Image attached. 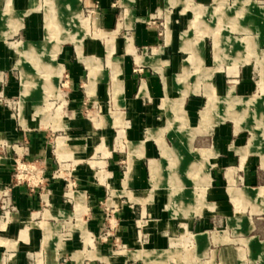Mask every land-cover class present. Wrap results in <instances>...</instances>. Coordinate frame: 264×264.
Wrapping results in <instances>:
<instances>
[{"label":"crops","instance_id":"crops-1","mask_svg":"<svg viewBox=\"0 0 264 264\" xmlns=\"http://www.w3.org/2000/svg\"><path fill=\"white\" fill-rule=\"evenodd\" d=\"M37 1L0 0V70L6 68V56L10 46L7 42L11 41L9 39L19 38L14 40V42H18L14 43L15 48L18 50L21 47L30 50L29 53L17 51L18 54L31 56L35 55L33 53L34 51H37L36 55L44 51L45 46H40L39 44H42L46 38L44 39L43 36L38 39L41 18L38 14V7L36 6ZM84 1L85 4L90 2V0ZM93 1L96 5L90 4L89 11L95 15V20L98 25L97 30L101 31L104 35L98 38L102 43L101 51L98 50V41L96 38L86 39V55L93 57L95 61H99L100 65L103 60L106 68L99 67L98 75L100 80L97 83L101 81H107L108 83L105 93L107 95L109 94L113 109L115 110L113 113V124L115 114L120 115L125 123L126 143L129 140L133 146L136 144L134 147L139 149L131 153L128 147L129 159L126 162V169L124 171L120 170L121 166L119 161H117L118 154L105 151L101 162L106 171H108V174L112 177L110 183L113 189L109 191L108 194L110 197L105 198L104 202H107L109 199L110 202L115 203V206L109 204L108 207L111 219H113L114 225H116L115 235L117 239L125 243V248H130L132 245H137L136 243L140 238L143 242V247L138 250H125L122 256L117 258L108 256L107 246L101 243L95 244L91 237V244H84V241L72 240L62 242L60 247L53 246L46 250L45 248L47 246L44 247L42 249L45 254L44 264H129L128 262L130 260L138 261L137 263L139 264V260L145 261V259L141 257L132 258L129 255L130 251L150 252V255L156 252L168 254L170 251L164 248L169 247L170 241L173 239L169 235H175L178 232H183V230L190 231L192 226L198 229L206 226L209 215L206 213L207 207H204L200 214L171 217L167 205L165 208L163 205H160L161 198L153 190L157 186L151 185V180L149 179L150 164L153 163L152 169H155L154 165H156L159 167L160 172H162L160 164L152 158L155 149L168 162L167 164H170L169 161L171 158H179L178 160H180L183 156L185 157L192 140L197 137L202 138L203 141L200 144L202 147L194 150H206L209 152L207 168L209 182L205 186L204 195H208L209 199L214 200V202L207 203L204 201L210 205L212 203L218 205L220 209L226 210L233 218L240 220L241 232L248 235L246 238L238 239L246 241L242 243L243 247L232 245L223 246L219 249L220 264H242V250L246 252L250 260H255L254 257H256L259 261H262L261 264H264V160H261L260 153L254 150L255 146L252 148H250L251 146H247L250 137L246 138V141H243V134L240 128L235 125V121L233 122L231 120L227 121L231 122L233 126L220 121L217 124L207 127L205 132L202 130L198 131L199 129L197 128L185 129L184 131L178 129L173 133V147L167 146L162 137V134L166 133L168 131L167 129H169L167 125L172 124L173 120L172 118H167L169 117L168 113H165L161 101H165L167 97L174 99L172 98L173 93L178 92V87L175 85V77L183 73L184 60L189 56L187 54L186 57L182 58L180 54V50L183 51L181 49V42H187V40L181 41V34L186 32V30H181L176 39V34L172 28L174 24L169 23L168 14H166L165 29L159 27L160 21L157 20V14L162 3L157 0ZM173 1L175 4L171 5H177L179 0ZM200 1L197 7L199 8L198 10L205 8L206 11L203 16L209 11L211 13L215 5L210 6L202 3L207 0ZM254 1L255 8L252 9L246 5L242 7V10L249 18L258 15V7L264 6V0ZM49 2L47 4L52 6L54 1L50 0ZM257 3H260V5ZM62 6H65V3L62 2ZM231 6L232 2L227 8ZM61 7L59 9L61 11L65 9L73 10L72 7L64 9ZM183 8V6L179 8V11ZM48 9L46 8V10ZM225 12V18H227L229 16L227 15L228 9ZM203 16L200 17L202 18ZM51 17H53L54 23L58 15L57 17L51 15ZM210 17H212L211 14ZM8 20L15 22V30L18 28L12 36L5 39V35L14 25L12 22H8ZM42 25L45 30L44 16ZM262 26H264V21L260 27ZM198 27L201 28V31L207 29L209 32L216 29H210L211 27L206 25V23H202V21ZM55 35L56 37L54 40L52 39L51 43L54 44L53 47L56 53H59L64 60L65 69H67L66 75L68 82L65 80V84H68L70 89L69 96L71 97V104L73 102L76 104L80 103V100H83L84 97L95 96L97 94V83L96 86L94 85L93 94L90 95V91H88L86 86L89 70L86 63L80 60L76 47L74 46L76 59H70V50L66 46H61L59 51V46L55 45V43L57 44L59 41L64 40V37H59L58 32L56 34L54 32ZM112 36V59L115 61L113 64L115 65L113 74H117L120 78V82L117 85L119 97L116 101L112 96V70L107 64L106 48V41ZM195 38L196 36L189 39V41H194ZM227 38L229 40L230 37L227 36ZM43 39L44 41L40 42ZM67 40L72 43L76 42L74 36L69 37ZM175 41L176 43L179 41V45L176 44L175 46L173 44L172 47V42L175 43ZM212 41L213 38L211 36ZM204 56V47L202 46V60H204ZM75 60L82 62L86 69L85 82L83 83L84 90L81 93L75 88L80 77V68L74 66ZM17 61H19V58L13 63V67L15 68ZM58 63L62 66V63ZM16 69L18 70V68ZM108 76L109 80L107 79ZM188 80L184 85L190 88L193 83H189ZM211 84L214 86L216 94L222 97L228 94V90L232 86L230 85L227 91H225L223 81L217 79V76L213 78ZM240 88L243 89L242 87ZM252 96L254 95L245 98ZM198 105L199 101L192 96H188L185 99L183 108L186 116L182 120L185 124L189 121L192 122ZM203 105L199 108L198 115ZM32 113L34 115V108ZM162 115L166 117L164 120L165 126L158 129L155 127L159 126L157 125V117H162ZM23 119L27 129L29 125H27L25 117ZM63 120L66 121V124L62 128L66 129L65 132L67 134L64 132L63 135L57 136V140L54 141L56 143L58 141L61 142L63 147L62 152L65 151L68 157L67 160L74 163V186L71 188H75V190H71V192L82 194L80 195L81 198L85 199L86 213L82 216L87 217V229L85 228V231L88 232L89 236H93L96 234L95 229H98V226L94 222L102 218L99 204L105 194L103 184L94 181L88 163V159L94 153L93 149H91L94 139L90 136L85 137L74 134L78 132V129H89V126L76 117L75 114L66 116ZM199 121L200 116L197 123ZM100 122L105 126L107 123L106 118L102 117ZM188 126L193 127V125ZM142 127L145 128L147 135H145L144 139L137 140L139 137L141 138V134L138 131ZM196 133H200L201 135H196ZM149 135L150 138H148ZM2 138H5L7 142L16 140L23 141V147H16V149L24 154L25 159H38L39 162L44 164L46 176H49L50 171L60 164V160L56 158L50 149L48 143L50 141L52 142V139L47 134L33 132V130L28 132L23 130L17 131L10 115L0 110V139ZM14 149L12 148L13 152L16 151ZM163 151L165 154H163ZM144 160L147 163L145 167L146 171L140 165V162ZM178 160L171 162V165L175 166L174 168L179 164ZM191 163L193 162L191 161L186 165L189 166ZM167 166L166 170H169L170 166ZM200 166L204 167L205 165L200 164ZM11 167L12 161L8 156L6 160L3 159L0 161V190L1 193L10 195L14 210H16L10 213V218L2 230L1 238L3 242L5 244L13 243V245L9 249L4 244L1 246L0 256H5V258L3 260L0 259V262L3 264H28L27 256L30 252H35L42 248L43 231L40 234L38 230V227L40 228L39 223L46 221L51 224L48 220L52 219L54 213L58 215L63 211L67 214V211L71 210L70 214L77 215V211L74 209L75 201L71 198L65 199L67 193L63 192L65 186L64 179L56 178L54 180H48L49 182L44 186L45 189L43 187L39 189L29 188L25 185H15L12 184ZM128 167L130 170L126 175ZM190 169L188 168L187 170ZM146 174H148V177ZM158 184L159 182H157ZM140 188L142 189L140 190ZM149 194H151L150 200L145 201ZM135 195L141 199V202H136L131 199L133 197L136 199ZM227 201L231 203V208L228 206ZM233 201H235L236 206L239 208L238 210L233 208ZM70 205L72 209H70ZM44 212H48L50 216L43 218L41 213ZM34 213H38V215L33 216ZM22 229L26 231V240L18 238V234ZM252 238H257V243L250 245L247 242ZM56 249L60 251L55 253ZM64 253L68 254V256L61 259L60 256ZM89 253L91 257L86 256ZM153 261L157 264H163L159 261Z\"/></svg>","mask_w":264,"mask_h":264},{"label":"rangeland","instance_id":"rangeland-1","mask_svg":"<svg viewBox=\"0 0 264 264\" xmlns=\"http://www.w3.org/2000/svg\"><path fill=\"white\" fill-rule=\"evenodd\" d=\"M49 1L38 0L36 5L41 18L38 39L43 36L44 39L46 38L45 41L44 39L40 41H44L42 44H39L40 46H45L44 51H41L38 55H36L37 51H32L35 55L31 56L27 54L21 55L17 53L14 45V43H18L14 42V40L19 38L15 37L9 39L11 40L10 42H7L10 46L6 56V68L0 70V110L10 115L17 131L23 130L28 132L33 130V132L47 134L52 139V142L48 143L50 149L56 158L60 160V164L50 171L49 176H46L44 164L39 162L38 159H25L24 154L16 149V147H23V141L7 142L5 138L0 139V161L6 160L7 156L11 159L12 167L10 174L12 184L26 186L25 178L29 174H32L39 181L38 186L34 188L41 189L46 186L49 182L48 180L62 178L65 184L63 192L67 193L65 199L71 198L75 201L74 209L77 211V215L70 214L71 210L67 211V214L61 211L58 215L54 213L52 219L48 220L51 224L46 221L39 223L40 228L38 227V230L40 234L43 231L42 248L35 252H30L27 256L28 264H44L45 254L42 249L46 246L45 250L53 246L60 247L62 242L72 240L84 241V244H91V238L95 244L101 243L107 246L108 256L118 258L122 256L125 250L141 249L143 242L139 238L136 243L137 245L134 244L135 246L132 245L130 248H125V243L117 239L115 235L116 225H114L115 223L111 219L108 207L109 204L115 206V203L110 202L109 199L107 202H104L105 198L110 197L109 191L113 189L110 183L112 177L102 165L101 160L105 151L116 153L118 154L117 161H119L121 166L120 170L124 171L126 169V162L129 159L128 147L131 153L139 149L134 147L136 144L133 146L129 140L126 143L125 123L120 115L115 114L114 124L116 126L113 124V113L115 110L113 109L109 94L105 93L108 83L107 81L97 83L100 80L98 75L99 67L106 68L103 60L100 65L99 61H95L93 57L86 55L85 41L87 38H96L98 50H102V43L98 38L104 34L97 30L98 25L95 15L88 11L87 8L89 7H86L87 4H85L84 0H53L55 3L53 2L52 6L47 4L50 3ZM157 1L162 3L157 14V20L160 21L159 27L165 29L166 14H168L169 23L174 24L172 28L176 34V39L181 30H186V32L181 34V41L187 40V42H181V49L184 52L180 50V54L182 58L186 57L187 54L189 55L184 60L183 73L175 77V85L178 87V92L173 93L172 98L174 99L167 97L165 101H161L165 113H168L169 117L167 118H172L173 120L172 124H169L170 126L167 125L169 127L168 131L162 134L165 144L173 147V133L178 129L184 131L185 129L197 128L199 129L198 131L202 130L205 132L207 127L220 121L231 126L232 123L227 121L231 120L235 121V125L240 128L243 134V141H246V138L250 137L247 146H251L250 148L255 146L254 150L258 151L261 155V160H264V26L260 27L264 21V6L258 7V15L249 18L242 10V7L246 5L252 9L255 8L254 0H207L202 3L215 6H213L211 13L209 11L203 16L206 11L205 8L198 10L199 8L197 7L198 3L201 2L200 0H179L180 2L178 1L177 5H171L175 4L173 0H166L168 4L165 0ZM62 2L65 3V6H62L63 9L72 7L73 10H59ZM231 2L232 6L227 8V6L231 5ZM257 4L260 5V3ZM182 6L184 8L179 11V8ZM46 8L49 9L46 10ZM227 9V15L229 16L225 18V10ZM209 13L212 17H210ZM51 15H55L56 17L58 15V17L54 23L48 24ZM43 16L44 25H46L45 30L42 25ZM200 16L203 17L201 18ZM201 21L211 27L210 29H216L211 32L207 29L201 31V28L198 27ZM8 22L15 23L12 20H8ZM15 27L14 24L12 29L5 35V39L16 32L18 27L16 30ZM54 32L55 34L58 32L59 37H64V40L59 41L57 44L55 43V45L59 46V51L61 46H66L70 50V59H76L74 46L76 47L80 60L86 63L89 70L86 86L88 91H90V95L93 94L94 85L96 86L97 83V94L95 96L84 97L83 100H80V103L76 104L73 102L71 104L70 89L68 84H65V80L68 82L67 69H65L64 60L59 53H56L53 47L54 44L51 43L52 39L54 40L56 37V35L54 36ZM210 35L213 38V43L211 42ZM72 36L76 38L75 43L67 40ZM195 36L194 41H189V39ZM227 36L230 37V41L227 40ZM203 39L204 41L202 42ZM178 43L179 41L177 43L176 41L175 43L172 42V47L173 44L175 46L176 44L179 45ZM202 46L204 47V60H202ZM21 48L25 49L24 47ZM106 48L107 64L112 70V80L110 79L113 86L112 96L116 101L119 97L117 85L120 82V78L117 74H113L115 68V65H113L115 61L112 59L113 36L107 39ZM83 55L86 60H84ZM18 58L19 61L16 62V68L20 71V77L19 71L13 67V63ZM58 62L62 63L63 67ZM74 66L80 68V77L75 88L81 93L84 90L83 83L85 82L86 69L83 63L78 60L74 63ZM232 72L233 74H231ZM215 76H217V79L223 81L225 91L232 85L227 95L222 97L216 94L215 88L211 84ZM107 79L109 80V76ZM107 79L105 78V80ZM187 80L189 83H193L190 86L191 89L184 85ZM250 95L254 96L245 98ZM188 96H192L199 101L194 119L192 122H187L188 125H193V127H189L187 123L185 124L182 121L183 117L186 116L183 107L184 101ZM202 104L204 105L198 115V110ZM33 108L34 115L32 113ZM73 114L89 126V129H78V132L74 134L85 137L90 136L94 139L91 146L94 153L88 159V163L94 181L103 184L105 189V194L99 204L102 218L94 222L98 226V229H95L96 234L93 236H89L88 232L85 231L87 217H82L86 213L85 199L81 198L80 195L82 194L71 192L75 188L68 190L69 187L66 186V181L74 182V163L67 160L68 157L65 151L62 152L63 147L61 142L58 141L56 143L54 141L57 140V136L63 135L66 131V129L62 128L66 124V121L63 119ZM199 116L200 121L197 123ZM23 117H25L27 125H29L27 129ZM102 117L106 118L107 123L105 126L100 122ZM157 118V125L159 126L155 127L158 129L164 127L166 117L162 115V117L158 116ZM138 132L141 134V138L139 137L137 140H142L147 135L144 127ZM196 135L201 134L196 133ZM148 138H150V135ZM202 141V138L200 139L199 137L192 140L187 151V157L183 156L180 160H178L179 158H171L170 164H167L168 162L155 149L152 158L160 164L162 172H160L159 167L156 165H154L155 169H152L153 163L150 164L149 179L151 180V185L157 186L153 190L161 198L160 205H163L164 208L167 205L171 217L200 214L203 208L207 207L206 213L209 214L206 221L207 225L199 229L192 226L190 231L183 230V232H178L175 235H169L173 239L170 241V246L164 248L170 251L168 254L156 252L150 255L151 253L148 251V253L130 251L129 255L132 258L141 257L145 259V261L139 260V264H157L153 260L163 264H220L218 251L221 247L232 245L243 247L242 243L246 242L238 240L248 237L247 234L241 232L240 220L233 218L226 210L220 209L216 204H207L214 202V200L209 199L208 195H204L205 186L209 182L207 170L209 152L206 150H194L202 147L200 145ZM12 148H15L16 151L13 152ZM163 154H165L164 151ZM184 159L186 160L183 162ZM175 160L179 162L176 168L171 165V162ZM191 161L193 163L187 166L186 164ZM146 164V160L140 162L145 171ZM200 164H204L205 166L201 167ZM27 165L33 166L30 167L32 171H29V167L21 170L23 167H27ZM167 165L170 166L169 170H166ZM129 167L126 175L129 173ZM188 168L191 169L187 170ZM17 174H22L24 178L19 183L16 182ZM146 175L148 177V174ZM157 182H159L158 185ZM43 191L45 192V190ZM150 196L151 194L146 197L145 201L150 200ZM135 197L136 199H140L136 195ZM131 199L141 202V199L136 200L134 197ZM227 204L230 208L232 207L229 201H227ZM233 208L235 210L239 209L235 201H233ZM70 209H72L71 205ZM14 211L16 210H14L10 195L3 194L0 190V248L3 244L8 249L13 245V243L5 244L1 237L2 230L10 218V213ZM4 214L5 218H3ZM36 215L38 213L33 214V216ZM41 215L43 218L50 216L48 212L41 213ZM18 238L26 240V231L24 229L19 232ZM247 243L250 245L255 244L257 243V238H252ZM59 251L56 249L55 253ZM65 256H68V254L64 253L60 258H66ZM86 256L91 257V254L89 253ZM4 258L5 256H0L1 260ZM254 259L250 260L246 252L241 251L242 264H261L262 261H259L258 258L254 257ZM137 262L130 260L128 263L138 264ZM0 264L3 263L0 262Z\"/></svg>","mask_w":264,"mask_h":264},{"label":"built area","instance_id":"built-area-1","mask_svg":"<svg viewBox=\"0 0 264 264\" xmlns=\"http://www.w3.org/2000/svg\"><path fill=\"white\" fill-rule=\"evenodd\" d=\"M90 4L96 5L95 2H94L93 0H90V2L86 5V7H90ZM87 9H88V11H89V8H87ZM19 165H20V164H19ZM31 165H32V164H31ZM31 165H27V167H23L21 170H25L26 168L29 167V171H32V170H31L32 168H30V167H33V166H31ZM25 177H26V176H25ZM23 179H24V178H23L22 174H17V175H16V182H17V183H19L20 180H23ZM25 179H26V180H25V184H26V186H29L30 188H34V187H37V186H38L39 181H38V179H36L32 174H29L28 177L25 178ZM66 182H67V184H66L67 187L71 188V187L74 186V182H69V181H66ZM3 218H5V214H4V217H3Z\"/></svg>","mask_w":264,"mask_h":264},{"label":"bare ground","instance_id":"bare-ground-1","mask_svg":"<svg viewBox=\"0 0 264 264\" xmlns=\"http://www.w3.org/2000/svg\"><path fill=\"white\" fill-rule=\"evenodd\" d=\"M53 22V17H50L49 18V23L48 24H51ZM16 49V51H22V52H26V53H29V50H26V49H23V48H20V50H18L17 48H15Z\"/></svg>","mask_w":264,"mask_h":264}]
</instances>
